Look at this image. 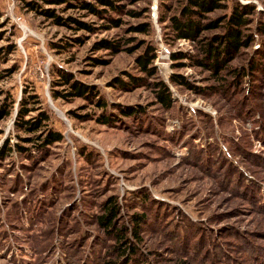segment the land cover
<instances>
[{"label":"rangeland","instance_id":"374dc122","mask_svg":"<svg viewBox=\"0 0 264 264\" xmlns=\"http://www.w3.org/2000/svg\"><path fill=\"white\" fill-rule=\"evenodd\" d=\"M32 1L94 30L57 24L23 0H0V105L15 99L0 119V264H109L116 241L97 216L110 197L119 203L117 229L127 226L129 237L133 214L145 215L142 264H264V65L241 75L264 62V35L255 31L264 0H239L255 6L246 28L254 40L218 75L196 60L224 22L197 40L177 38L170 19L186 0H113L119 10L87 0L104 14ZM102 39L119 48H96ZM149 46L157 55L152 73L138 63ZM59 68L97 86L108 107L55 99ZM175 74L191 86L173 81ZM132 76L143 80L130 84ZM159 81L171 106L157 97ZM29 95L36 96L26 118L48 111L64 135L43 150L41 132L15 124L18 102ZM129 106L141 112L124 114ZM103 114L113 122H100Z\"/></svg>","mask_w":264,"mask_h":264},{"label":"trees","instance_id":"16d2710c","mask_svg":"<svg viewBox=\"0 0 264 264\" xmlns=\"http://www.w3.org/2000/svg\"><path fill=\"white\" fill-rule=\"evenodd\" d=\"M60 0V3L66 2L70 7L80 8L84 10H91L97 14H104L106 10L97 9L90 1L87 0ZM105 4H109L113 9L119 10L118 4L113 0H101ZM24 6L28 9L35 10L40 14H43L47 17L53 18L55 23L61 25H70L71 22L76 23L79 27L77 28H88L94 30V28L80 21L75 17H62L54 9L44 8L35 1L23 0ZM228 2H231L230 12L224 15L223 17L215 18L207 23L204 22L206 16L217 10H223L224 8H229ZM132 12V11H131ZM255 14V6L250 4H242L239 0H186L184 6L181 8L178 14L173 15L170 19L171 27L176 34L177 38L197 40L201 34L207 29L219 28L221 23H223V33L216 34L211 37V39L203 47L202 59H197L199 65L204 66L208 69L213 70L216 75L220 73L221 70L227 67L228 63L235 58L237 53L241 49L249 47L254 40L253 33L247 34L246 28L250 23V16ZM112 19V18H111ZM115 24H119V19H112ZM141 30L146 31L147 28L141 25L139 27ZM256 32L264 35V19H258L256 23ZM77 40L81 41L80 38ZM120 41L113 42L108 39H102L96 45V48H112L114 50L119 48ZM71 44V43H69ZM64 48L67 47L66 44L63 45ZM155 47H147L144 54L140 55L138 58V63L141 68L145 71H150V64H153L156 58ZM261 53L264 56V44ZM176 56V55H174ZM182 57V56H180ZM177 57V58H180ZM264 65V62L259 63L254 62L249 65V68L242 70V76L245 74H250L253 70L258 69L260 66ZM153 68V67H152ZM57 79L53 81V97L58 99L63 97L65 99L71 98H84L91 103L95 104L102 110H105L108 107V102L105 101L101 96L97 86L83 82L80 79H77L76 76L65 69L59 68L56 69ZM239 75V71H236ZM173 81L179 82L187 86H191L187 79L180 75L175 74L172 76ZM141 78L132 76L130 84L138 83ZM115 81L122 86H129V83L121 80L120 78H115ZM56 86L65 87V91H58L55 89ZM157 97L159 100L166 106H171L172 98L171 92L168 86L163 82L159 81L155 84ZM193 87V86H192ZM36 95H29V97L23 96L19 102L16 111L15 124L18 129L36 133L41 132L42 135L37 138L41 141L40 149H46L48 146L53 145L64 139V135L61 131L54 129L50 126V113L48 111H40L35 117L31 116L26 118L31 112V109L27 107V104L35 101H29L28 98L35 97ZM15 99L11 101H5L0 105V119L6 118L11 115L14 110ZM121 111L128 115L134 116L138 112H141L139 109L129 106ZM100 122L108 124L113 122L111 115L103 114L100 117ZM32 141V139H29ZM4 149L1 151L3 154ZM142 200H147L146 195H143ZM143 203V202H142ZM101 213L97 216V222L99 226L104 228L111 236H113L116 241L114 245V250L117 254V257L113 260H110L109 264H142L139 262V250L137 247V242L141 241L140 231L138 228L141 226V222L145 220V215L133 214V223L134 227L130 230L132 237L128 236L129 228L127 226L117 229L116 219L120 214L119 203L117 198L110 197L108 200L102 204ZM143 255V252L140 256ZM144 264V263H143Z\"/></svg>","mask_w":264,"mask_h":264}]
</instances>
